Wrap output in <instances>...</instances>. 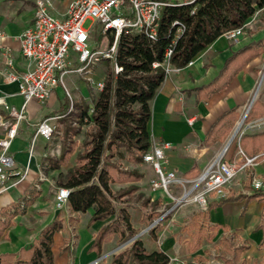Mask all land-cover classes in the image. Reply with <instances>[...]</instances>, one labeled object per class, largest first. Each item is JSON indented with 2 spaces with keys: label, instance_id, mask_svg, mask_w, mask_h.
Listing matches in <instances>:
<instances>
[{
  "label": "trees",
  "instance_id": "1",
  "mask_svg": "<svg viewBox=\"0 0 264 264\" xmlns=\"http://www.w3.org/2000/svg\"><path fill=\"white\" fill-rule=\"evenodd\" d=\"M263 9L264 0H196L189 4L170 5L161 12L154 40L136 33H123L119 37L116 64L121 71L115 74L111 62L105 61L106 66L101 75L103 89L89 102L80 100L75 104V112L71 116L80 124L88 126L81 146L83 152L75 156L74 165L66 174L57 175L58 188L70 190L67 200L70 214H86L92 211L88 227L96 222H106L94 236L88 249L98 258L102 256L103 245L110 243L114 237L123 240L139 233V230L132 226L127 209L117 207L119 197L112 190V186L138 182L142 176L136 172L119 171L111 162L120 158L123 153L128 163H144V156L150 147L147 130L151 117L150 102L166 78L164 64L168 63L174 69H184L226 32L236 29L245 31L247 22ZM108 38L111 43L112 37ZM259 47L260 43L251 44L230 58L220 76L198 90L200 98L208 99L223 90L251 59L260 54ZM168 51L171 53L166 58ZM154 64L158 66L153 67ZM261 118H264V102L257 101L245 122L250 123ZM238 120L236 110L225 113L212 125L204 145L211 146L216 142H223ZM239 148L249 158L264 153V131L243 135ZM70 154L72 153H67L61 162L44 159V171H56L60 164L67 163ZM260 158L264 156L257 160ZM195 172L193 168L187 176H193ZM246 189L251 191L250 195L229 196L209 204L208 210L234 201H244L245 206L253 201L263 204L261 222L255 231H261L262 238L258 248H264V192L252 190L251 179ZM150 201L151 199H148L143 208H146ZM152 202L155 203L152 211L149 214H141L138 220V223L145 227L172 206L162 205L158 199ZM160 206H163L162 213L156 211ZM160 223L147 232L154 243L158 241ZM8 226V222L0 221V238ZM215 228L216 226L209 228V240L213 239L212 231ZM61 229L62 221L57 217L39 231L29 247H23L17 253L0 254V264H54L53 239ZM220 245L229 257H222L225 264H246L241 259L245 247L236 248L226 238H221ZM197 260L202 261L201 258ZM108 264L180 263L171 261L161 251L148 253L142 242L137 239L129 248L113 255ZM254 264H264V258Z\"/></svg>",
  "mask_w": 264,
  "mask_h": 264
},
{
  "label": "crops",
  "instance_id": "2",
  "mask_svg": "<svg viewBox=\"0 0 264 264\" xmlns=\"http://www.w3.org/2000/svg\"><path fill=\"white\" fill-rule=\"evenodd\" d=\"M35 1L0 0V97H4L6 103L16 109L20 108L23 100L18 94L17 85L8 84L4 79L3 54L5 51H9L15 69L22 71L24 61L20 54L18 38L33 22ZM69 2L70 0H61L55 3L52 14L55 17L63 18L67 12ZM256 43H260V54L257 57L251 59L223 90L211 95L208 99L200 98L198 90L216 80L230 58L242 52L247 46ZM263 60L264 9L247 22L245 31L241 36L234 40H227L224 36L219 37L192 60L193 64L191 66L166 76L150 102L151 117L147 130L150 140L153 142H167L171 145V149L166 152L167 168L169 170L174 171L178 177L191 180L199 176L212 160L222 154L225 147L220 151L218 150L225 143L239 120L234 124L223 142H216L211 146L204 145L207 133L219 118L231 110H236L240 118V111L246 101L247 94L250 92L253 77L259 72L258 67ZM263 80L264 71L260 82L263 83ZM59 88L57 87L52 91L50 98L44 104L35 101L28 103L25 112L27 122L20 124L17 137L13 140L10 148L17 171H21L27 165V148L34 133V126L42 119L50 117V112L53 109L63 106L65 97L63 92L58 97L57 91ZM59 91H62V89L60 88ZM257 101L263 103L264 97L262 100H254L249 112ZM188 120H193L192 124H189ZM39 139L35 145L34 157L29 163L28 175L23 181H28L27 186L15 191L14 189L22 182L17 187L0 194V197H4L0 203V221L9 223L0 238V254L17 253L21 248L29 247L43 226L59 217L54 209L50 212L41 206L43 205L42 200L47 185L45 180H41L40 168L44 169V164L43 156L40 153L47 142L43 139L44 143L39 146ZM233 152L235 155V149ZM233 157V155L229 156L227 160ZM193 168L196 170L195 175L187 176V173ZM231 189L233 190L232 187H230V191ZM250 194L251 191L249 190L245 193V195ZM150 195L155 199L159 197L157 194H152L151 191ZM229 196L235 197L231 194ZM251 207H256V211L254 220L248 227L250 235L247 239L258 246L262 233L261 231H255V228L261 222L263 204L253 201L245 206L244 201H234L225 203L217 209L200 213L204 218L206 228L216 226L215 230L212 231L214 237L218 234L221 235V238L227 239V234L231 233L232 235V232L240 235L244 234L246 229L244 222L252 217L249 212ZM22 209H25L26 213ZM64 212L67 213L68 218L65 220L59 217V220L62 221V229L55 234L53 239L54 264L93 263L98 259V256L88 249L94 236L106 222H96L88 227L87 224L92 211H88L86 214H70L67 207ZM32 213L40 215L37 218L33 217L39 228L31 236H27L30 233L25 234L27 237L25 239L16 232V227L25 215H33ZM237 222V226H231V224H237ZM58 237L61 239V245L57 248V257L55 255V242ZM115 238L110 243L103 245L102 254ZM164 246L169 249L172 244L166 242ZM158 251L166 254L164 250Z\"/></svg>",
  "mask_w": 264,
  "mask_h": 264
},
{
  "label": "built area",
  "instance_id": "3",
  "mask_svg": "<svg viewBox=\"0 0 264 264\" xmlns=\"http://www.w3.org/2000/svg\"><path fill=\"white\" fill-rule=\"evenodd\" d=\"M59 1L61 0L35 1L33 22L18 38L20 54L24 61L22 71L15 69L9 51L3 54L4 79L8 84L17 85L23 102L20 108L16 109L8 105L4 97H0V194L17 187L25 180L38 139L48 141L55 129L54 117H46L34 126V133L27 148V165L17 171L10 148L17 137L20 124L27 122L25 112L29 102L44 104L57 87H60L65 98L70 100L64 77L73 74L89 75L87 81L96 92H100L103 89V81L100 79L94 82L91 79V67L100 61H109L115 74L121 71L116 64V52L118 39L123 33L143 34L154 40L164 8L189 4L196 0H70L66 14L63 18H58L52 11L54 4ZM86 21L93 23L89 30L83 27ZM95 26H99L100 33L106 38L112 37V42L103 50L89 49ZM242 33V29H236L226 32L223 36L227 40H234ZM170 53H166V58ZM192 64L193 61L186 67ZM164 65L166 76L182 70L174 69L168 63ZM192 121L188 120V123L192 124ZM170 149L171 145L167 142L156 143L150 140L149 150L144 156V163L151 167L155 175V179L149 183L151 193L157 194V199H168L172 205L148 226L147 232L181 207L194 204L200 212H206L211 202L228 198L234 179L239 174H245V170L253 167L261 156L249 158L238 146L232 159L227 160L218 155L199 176L186 180L167 168L166 152ZM250 178L252 190L259 191L262 188L261 182L253 176ZM173 191L178 192V195L175 196ZM69 194L70 190L66 188L55 190L53 203L57 212L67 208ZM102 259L103 257H100L93 264H99Z\"/></svg>",
  "mask_w": 264,
  "mask_h": 264
},
{
  "label": "rangeland",
  "instance_id": "4",
  "mask_svg": "<svg viewBox=\"0 0 264 264\" xmlns=\"http://www.w3.org/2000/svg\"><path fill=\"white\" fill-rule=\"evenodd\" d=\"M93 26L91 21H86L84 23V29L89 30ZM109 38H106L102 33H100L99 26H95L93 32L91 34V44L89 49L98 48L99 50H103L108 47ZM105 61H100L91 67V79L94 82H97L101 79V75L103 74V70L105 68ZM110 65V64H109ZM259 72L257 75L253 77V83L250 89V92L247 94L246 101L244 102L241 111L240 118L237 124L234 126L230 135L226 139L225 143L219 148H224L227 142H230L234 135L235 131L238 127V124L243 120V116L245 114L246 108L251 104V102L255 99H261L264 97V80L260 82V78L264 71V60L258 67ZM87 76L89 75H66L64 77V85L68 90L70 100L65 98L63 106L59 108H55L50 112V117H54V132L50 139L46 141V145L41 150L43 160H53L57 162L67 154L68 161L65 165H59L56 171H44L41 167L40 172L42 177L46 181V191L43 197V205L46 210L54 211L59 214V217L68 218L66 212L60 211L57 212L54 208L53 197L54 192L58 188L57 186V175L58 174H66V172L74 165V158L78 153H82V143L84 141V135L88 132V126L82 125L78 121L75 120L74 117L71 116L75 112V104H77L80 100H85L89 102L92 97H94L97 92L91 87L90 83L87 81ZM260 83V84H259ZM259 85V86H258ZM262 85V86H261ZM57 91L58 97L62 94L63 91ZM64 94V92H63ZM65 97V95H64ZM252 98V99H251ZM246 121V118H245ZM244 121L243 126L238 131L237 135L229 145L224 157L225 159L229 158V156L234 155V149L238 150L240 138L246 134H257L264 131V118L252 121L250 123H246ZM44 143L43 139H39V146ZM219 153V152H218ZM244 153V152H243ZM245 154V153H244ZM121 157L117 158V160H113L111 163L118 168L119 171L122 172H136L138 175L142 176V179L138 182L131 183H122L115 184L112 186V190L116 192L119 200L117 202V207H123L127 209V212L130 214L131 224L135 229L139 230V233L135 236L136 238H125L123 240H118L116 237L114 241L109 244V246L103 251L102 254V262L99 264H108L113 255H116L127 248L135 240H140L143 244V247L147 250L148 253L158 250H164L166 255L170 258L171 261L179 262L180 264H225L222 260V257L229 258L228 255L225 254V250L222 245H220L221 235L216 234L215 237L211 240L208 239L209 229L204 226V218L201 216L200 210L194 204H190L184 207L179 208L175 213H171L168 215V218L161 221V231L158 233V241L156 243L152 242L147 234V228L144 225L138 223L139 217L141 214H149L152 211V207L155 203V197L150 195V187L149 183L151 180L155 179V175L151 169V167L146 164H133L128 163L125 160L124 154L121 153ZM259 155L264 156V153H260ZM63 162V161H62ZM46 165V163H44ZM253 176L256 180L260 181L262 184V188L260 189L264 192V158H260L256 161L253 167H248L245 170V174H239L236 179L232 182L230 194L232 196L236 195H245L247 192L246 185L249 184L250 177ZM36 181L35 179L33 180ZM32 181V183H34ZM28 181L26 180L22 184H20L15 191H19L20 189L27 186ZM174 195H178V192L173 191ZM4 197H0V203L3 201ZM151 201L148 203L146 208H143V205L146 204L147 200ZM160 200V199H158ZM162 205H171V202L168 199L161 198ZM19 205V204H18ZM14 207V206H12ZM256 207L250 208L251 219L244 222L246 225V229L244 230V236L240 234H235L232 232L227 234V240L234 247H245V251L241 255V259L246 262V264H254L260 262L264 258V248H258L257 244L249 241V231L248 227L251 225L254 220V214ZM24 213H26L25 209H22ZM159 213H162L163 206H160L156 210ZM33 215H25L21 221L18 223L16 227V232L21 235V237L27 239L25 234L33 235L36 230L39 228V225L35 224L34 216L37 218L40 215L36 213H32ZM176 214V215H175ZM30 218V219H29ZM51 223L48 222L44 227ZM237 226V224H231ZM201 227V228H200ZM42 228V229H43ZM33 232V233H32ZM32 233V234H31ZM74 233V232H73ZM251 239V238H250ZM30 238L28 239V241ZM166 242H171L172 247L166 248L164 244ZM61 239L58 237L55 242V255L58 257V246L61 244ZM67 242L65 243V245ZM69 249V247H68ZM196 258V259H195ZM197 258H201V262L197 260ZM99 259V258H98ZM97 260V259H96ZM93 264V263H91Z\"/></svg>",
  "mask_w": 264,
  "mask_h": 264
},
{
  "label": "bare ground",
  "instance_id": "5",
  "mask_svg": "<svg viewBox=\"0 0 264 264\" xmlns=\"http://www.w3.org/2000/svg\"><path fill=\"white\" fill-rule=\"evenodd\" d=\"M257 98V96L255 97V99ZM254 99V100H255ZM253 100V101H254ZM253 101L251 102V104L253 103ZM251 104L246 108V111H245V114H244V116H243V120L241 121V123H239L238 124V127H237V129H236V131H235V135H234V137H233V139L235 138V136L237 135V133H238V131L240 130V128L243 126V123H244V121H245V118H246V116H247V113H248V111H249V108H250V106H251ZM233 139L228 143V147H229V145L231 144V142L233 141ZM222 154H223V152H222ZM222 154L219 156V157H221L222 156Z\"/></svg>",
  "mask_w": 264,
  "mask_h": 264
},
{
  "label": "water",
  "instance_id": "6",
  "mask_svg": "<svg viewBox=\"0 0 264 264\" xmlns=\"http://www.w3.org/2000/svg\"><path fill=\"white\" fill-rule=\"evenodd\" d=\"M227 149H228V144H226V146H225V148H224V150H223V154H222V156H224V154L226 153ZM222 156H221V157H222ZM137 236H138V235H137ZM137 236H135L134 238H136Z\"/></svg>",
  "mask_w": 264,
  "mask_h": 264
}]
</instances>
